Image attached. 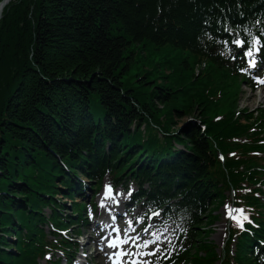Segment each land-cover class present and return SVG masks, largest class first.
Returning <instances> with one entry per match:
<instances>
[{"label": "trees", "instance_id": "trees-1", "mask_svg": "<svg viewBox=\"0 0 264 264\" xmlns=\"http://www.w3.org/2000/svg\"><path fill=\"white\" fill-rule=\"evenodd\" d=\"M23 2L33 5L30 16L28 4H17L0 20V264H36L43 238L40 207L51 202L55 180H63L60 161L75 163L80 157L108 166L125 146L123 162L110 167L132 162L140 149L159 158L169 155L172 140L160 141L149 120L167 133L176 116L199 113L200 123L180 132L184 150L163 157L161 165L144 162L137 172L159 188L184 192L205 214L221 197L211 172L214 145L226 151L225 137L238 127L244 135L250 123L240 125L231 111L219 112L231 110L226 72L206 67L196 75L198 61L182 57L183 51L203 54L201 26L243 18L264 8V0ZM144 44L177 50L176 65L152 61L146 71L130 70L132 54L140 59L136 48ZM165 69L172 71L165 75ZM219 113L225 117L214 122ZM233 171L226 188L239 186ZM247 200L258 203L252 196ZM196 236L205 256L192 255L190 264H213L212 246ZM11 246L15 252L7 251Z\"/></svg>", "mask_w": 264, "mask_h": 264}, {"label": "snow or ice", "instance_id": "snow-or-ice-1", "mask_svg": "<svg viewBox=\"0 0 264 264\" xmlns=\"http://www.w3.org/2000/svg\"><path fill=\"white\" fill-rule=\"evenodd\" d=\"M224 43L227 45L228 41H224ZM232 44H234L237 48H244L245 44H246V40L245 39H241L239 37V35H237L235 38L232 39L231 41ZM260 44V39L258 38H253L251 41L250 46L247 47V49L243 52V56L248 59V66L249 67H253L255 64L254 59H252L251 57L253 56V52L254 51H259V48H257L256 46ZM233 59H235V57H233ZM242 72H247L246 68H241L240 69ZM257 81L261 84H264V79H261L259 77L256 78ZM120 193H114L112 190V186L111 185H106L105 186V191H104V198L105 199H111L115 204L119 205L120 201L118 199H116L117 196H119ZM130 195V193H129ZM105 199H102L100 201V207L101 208H105ZM151 212L152 216H157L159 215V213L149 210ZM237 211H242V210H237ZM109 212L111 213L112 210L109 209ZM230 218H235L232 216V213L229 212L228 213ZM91 215V214H90ZM147 215V214H145ZM145 216H141L138 217V220H142L144 219ZM112 219L115 220L116 216L113 215ZM105 226H110V225H105ZM129 226H131V221H129ZM142 231H149L148 228H144L142 229ZM113 232L116 233H120L121 230L118 227H114L113 228ZM153 237H155V239H150V240H143L142 237L139 236V233L136 234V236L131 237L128 235V229L125 228L123 230V235H116L115 237H110L106 243L108 245L109 248L112 249H117V251L110 253V258H114L115 259V264H122V260L120 259L121 257H129L130 258V264H139V261L137 259H135L134 257H139L141 255H155L156 252L159 250L160 245L157 243V240L160 239V235L158 234V232H153L152 233ZM137 240H140V243H137ZM131 241L132 245L134 246L132 251H127L125 249H123V245H127L129 244V242ZM149 244H154L155 247L153 249L150 250V252L148 253H144V252H137L135 251V249L138 248H147L149 246Z\"/></svg>", "mask_w": 264, "mask_h": 264}, {"label": "rangeland", "instance_id": "rangeland-1", "mask_svg": "<svg viewBox=\"0 0 264 264\" xmlns=\"http://www.w3.org/2000/svg\"><path fill=\"white\" fill-rule=\"evenodd\" d=\"M23 1L24 0H17L18 5L28 4V3H25ZM14 5H17V4H13L11 7H13ZM11 7H9V8H11ZM32 8H33V5L28 4V10H27L28 16H30V12L32 11ZM1 15H2V13H1ZM1 15H0V17H1ZM10 29H11V26H9L8 28L5 29V38L8 37ZM23 34L18 35V38H22ZM4 55H2V58L4 57ZM151 56L154 57L153 54ZM132 57H133L132 61L134 62L133 66L130 68V70L132 69V71H137V70L140 71V68L147 69V65L149 64V62H152V61H148L147 58H140L137 61H135L134 53L132 54ZM141 61H143L144 63L142 64ZM141 65H143V67ZM166 74H168V73L166 72ZM243 90L245 92H244L243 96L240 98L239 107H240V109H242V107L250 108V106H252L256 102V100H258V98L254 100L255 94H250V91L248 89L243 88ZM250 97H253V98L250 99ZM193 116L194 117H192V118L182 116L181 119H177V120H175V118H174L176 126L181 130L182 133L184 130H186V128L189 125L195 123L199 119L198 114H194ZM65 203H66V205H64V208H67L69 203L66 201H65ZM45 211L47 212V210H45ZM64 211L67 212V210H64ZM218 213H219V220L216 222V224H214V226L212 228L213 234L210 237L213 240V242L217 245V247L220 249V245H222V243L224 241V226L222 225V223L225 219L226 209L223 208V209L219 210ZM9 238H10L9 239L10 241H12V240L14 241V237H9Z\"/></svg>", "mask_w": 264, "mask_h": 264}, {"label": "bare ground", "instance_id": "bare-ground-1", "mask_svg": "<svg viewBox=\"0 0 264 264\" xmlns=\"http://www.w3.org/2000/svg\"><path fill=\"white\" fill-rule=\"evenodd\" d=\"M16 2H17V0H0V9L5 7V6L12 5L13 3H16ZM90 95H93V94L90 92ZM90 95L88 96L89 99H94L95 95H93L92 97ZM181 139L182 138H180V137H175L173 142H171L170 150L168 152L169 157H174L179 152L178 146L181 144V142L178 140H181ZM177 144H179V145L177 146ZM163 161H165L164 158H160L158 160V164L161 165L163 163ZM93 244H96V243L93 241ZM99 255L100 254L97 253V258L100 259L101 261H103L104 257L99 256Z\"/></svg>", "mask_w": 264, "mask_h": 264}, {"label": "water", "instance_id": "water-1", "mask_svg": "<svg viewBox=\"0 0 264 264\" xmlns=\"http://www.w3.org/2000/svg\"><path fill=\"white\" fill-rule=\"evenodd\" d=\"M1 11H2V10L0 9V13H1Z\"/></svg>", "mask_w": 264, "mask_h": 264}]
</instances>
